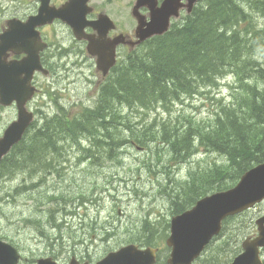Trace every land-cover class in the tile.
<instances>
[{
	"label": "rangeland",
	"instance_id": "rangeland-1",
	"mask_svg": "<svg viewBox=\"0 0 264 264\" xmlns=\"http://www.w3.org/2000/svg\"><path fill=\"white\" fill-rule=\"evenodd\" d=\"M4 6L3 17H7L11 14L10 5ZM254 16L258 28L262 29L264 15L254 13ZM257 56L264 63V55L259 53ZM67 69L58 71L57 79H50L49 88L44 89H49V92L38 96L36 105L42 111L37 119H43V112L49 114V118L56 116L61 106L73 117L81 114L82 109L96 105L100 90H94L96 68L93 63L80 62V66L68 65ZM234 81L231 75L226 76L218 86L203 87L193 97L184 96L180 102L164 109L159 106L156 110L117 107V111L124 116L118 119V127L123 122L133 129L150 131L153 142L147 144L151 139L143 138L142 143L138 137L133 140L130 132L121 127L119 134L127 143L118 151L110 152L108 147L96 150L94 161L97 164L101 161L99 166L80 162L78 156L83 160L87 154L79 155V147H73L75 151H71L68 162L70 167L51 170V177L40 187L37 177L42 180L45 173L30 175L28 170L31 166L24 171L15 170L11 176H2L0 239L18 248L23 256L20 264H36L37 259L54 255L65 262L74 250L79 255L87 248L92 259L98 260L106 250L121 242H136L137 238H143L145 220L152 222L149 228L157 236L154 240L156 245L165 244L170 234L168 224L173 217L174 202L183 200L188 192L184 186L190 179L189 170H197L201 177L211 168L228 162L219 153L206 152L203 146L188 160L170 169L171 153L154 136H162L163 125H170L171 130L176 126L184 127L189 122L198 128L205 127L201 129L213 126L219 104L232 103ZM46 82L42 78L40 85ZM15 114L13 109H0L1 136ZM45 118H48L47 115ZM107 131L112 132L109 128ZM83 137L82 144L86 148H92L90 142L95 140L99 146L109 142L104 134H96V137L86 134ZM129 140H132L131 143ZM22 186H31V191L18 194L17 190ZM167 188L170 193L166 192ZM53 195L59 197L49 200L48 197ZM61 196L65 199L60 200ZM262 215L264 202L229 220L202 262L206 263L208 258L211 260L213 255H218L221 260L236 257L242 252L241 244L245 238L256 235V220ZM227 242L228 252L221 257Z\"/></svg>",
	"mask_w": 264,
	"mask_h": 264
},
{
	"label": "trees",
	"instance_id": "trees-1",
	"mask_svg": "<svg viewBox=\"0 0 264 264\" xmlns=\"http://www.w3.org/2000/svg\"><path fill=\"white\" fill-rule=\"evenodd\" d=\"M205 2L195 7L183 21L174 23L167 34L154 37L140 53L131 55L127 62L117 66L101 88L94 107L84 108L74 117H68L67 111L60 108V115L34 127L32 135L25 137L15 147L13 155L7 157L1 173L6 171L11 176L15 170L24 171L31 165L33 174L50 175L51 170L60 166L54 164L53 159L62 158L64 148L82 147L83 133L107 134L109 142H105L106 145L97 146L93 142L90 145L92 148L97 146V150L108 147L110 152L118 151L127 143L119 134L121 127L130 132L133 140L138 137L142 143L143 138L151 139L147 144L153 142L150 131L133 129L123 122L118 127V119L123 113H119L117 107L168 108L184 96L193 97L203 87L218 86L219 81L229 75L235 79L233 100L230 105L219 104L213 126L201 129L205 127L198 128L189 122L171 130L170 125H163L162 136H154L171 153L170 169L188 160L203 146L206 152L219 153L228 162L211 168L201 177L197 170H189L190 179L184 186L188 192L183 200L174 202L172 215L190 209L214 191L233 187L246 171L263 163L264 63L257 54L264 55V27L258 28L254 13L264 15V0ZM109 118L112 122H107ZM108 128L112 132H108ZM182 128L186 129L181 131ZM85 149L83 151L92 150ZM37 181L40 183L43 179L40 177ZM31 186L19 187L17 193L31 191ZM166 192L170 193L168 188ZM64 199V196L60 197V200ZM143 225L144 237L135 241L155 245L157 236L149 228L152 222L145 220ZM222 262L224 260L218 255H213L202 264Z\"/></svg>",
	"mask_w": 264,
	"mask_h": 264
},
{
	"label": "water",
	"instance_id": "water-1",
	"mask_svg": "<svg viewBox=\"0 0 264 264\" xmlns=\"http://www.w3.org/2000/svg\"><path fill=\"white\" fill-rule=\"evenodd\" d=\"M156 0H138L135 6V16L138 21V43H143L155 36H163L169 32L172 19L181 17V10L186 9L191 14L200 0H165L158 7ZM145 3V4H144ZM75 4H67L55 11L43 4L40 15L36 19L52 21L60 17L74 30L78 39H89V53L97 59V69L106 76L116 64L114 47L111 51L102 46L112 47L109 42L87 37L84 33L85 25L78 17L70 15V9ZM150 10V21L140 17L138 10L141 7ZM44 21L43 23H45ZM10 29L0 37V105L4 107L17 104L18 119L13 122L0 139V162L22 139L33 121V114L28 112L26 105L35 96L37 89L32 81L36 72L43 70L40 64V50L35 48L28 52L22 62H7V52L12 50L14 41L22 37L21 33L14 34L12 22ZM264 201V162L251 168L240 179L238 184L223 192L208 195L199 200L196 205L171 219V235L167 245L172 249L169 264H193L200 257L210 243L218 237L223 229V222L236 215L252 209ZM258 235L247 237L242 242L243 253L230 264H263L260 250L264 248V216L256 221ZM156 250L140 251L137 246H128L118 252L108 254L97 264H154ZM21 255L11 244L0 240V264H19ZM37 264H57L53 259H39ZM74 264V262H71Z\"/></svg>",
	"mask_w": 264,
	"mask_h": 264
},
{
	"label": "flooded vegetation",
	"instance_id": "flooded-vegetation-1",
	"mask_svg": "<svg viewBox=\"0 0 264 264\" xmlns=\"http://www.w3.org/2000/svg\"><path fill=\"white\" fill-rule=\"evenodd\" d=\"M164 2L165 0H156L155 4L160 7ZM4 4H9L11 9V14L7 17H3V11L6 7ZM43 4H48V9L53 11L62 9L67 4H75L70 9V15L78 17L81 23L85 25L84 33L87 37L96 40L100 39L101 46L103 43L107 44L110 42L112 44V47H106L105 45L102 47L109 51L114 47V53L117 59L116 66L127 62L131 55L140 53L146 44V42L138 43V21L135 16V6L138 4V0H0V37L10 29V22H12L14 34H22L20 39L14 41L12 50L7 52V62H22L29 56L28 52L23 51L24 49L32 52L37 48L40 50V64L43 70L48 71V74L38 71L33 77L32 85L37 88V94L34 99L27 103L26 109L33 112L36 117H38V114L42 111L41 109L39 110V107L36 105L38 96L42 92L46 94L49 92V89L48 91L44 89L49 88L50 79L53 81L57 79L58 71L63 68L64 70L72 69H67L68 65L80 66V62L85 64L87 61H91L96 68L94 72L96 80L94 82V90L96 92L100 90L101 85L112 75L111 71V75L105 78L100 71H97V59L93 58L88 51L89 39H78L73 28L62 18L54 17L51 22L43 18H35L40 15V9ZM198 4H204V2L201 0ZM138 13L140 17H143L146 21H150V10L148 7L144 6L139 8ZM185 14L186 10L183 9L181 20ZM44 21L46 22L43 23ZM76 58L79 59L75 61ZM42 78L47 81L45 85H40ZM0 109H13L16 114L12 122L17 120L18 108L16 103H13L9 107L0 105ZM45 115H47L48 118H45ZM41 116L43 118L42 122L49 119V114H45L44 112ZM40 122L36 120L26 131L24 138L31 136L35 131L34 127H40V125L37 124ZM107 122L112 121L109 118ZM2 136L0 134V138ZM83 149V147H79L77 151L79 155L87 154V158L84 156L83 160H81L78 156V160L80 162H90L91 165L97 164V162L94 161L96 157L94 154L97 150L96 147L90 152L83 151ZM14 150L15 147L10 152V157L13 155ZM6 159L7 157L0 163V178H2L1 168ZM69 161L70 158H67L65 155L62 158L57 157L55 160L53 159L54 164L57 163L61 167H69ZM100 163L101 161L99 164ZM31 169L32 168H30L28 172L30 175H33ZM81 244H84V242ZM131 245H137L140 250H145L146 248L156 249V261L154 264H168L171 249L166 245V242L165 244L161 243L159 246H146L137 241H126L121 242L118 246L110 250H106L103 255L99 256L98 260L92 259L91 252H89L88 248L79 255L77 251L74 250L69 257L70 259H66L65 262H62L59 257H57L56 260L60 264H69V261L75 258L76 264H96L109 253ZM260 254L264 264V248L261 249ZM194 264H199V262L196 261Z\"/></svg>",
	"mask_w": 264,
	"mask_h": 264
},
{
	"label": "bare ground",
	"instance_id": "bare-ground-1",
	"mask_svg": "<svg viewBox=\"0 0 264 264\" xmlns=\"http://www.w3.org/2000/svg\"><path fill=\"white\" fill-rule=\"evenodd\" d=\"M169 31H170V30H169ZM167 33H168V32H167ZM167 33H166V34H167ZM164 35H165V34H164ZM195 75H196V74H195ZM219 82H220V81H219ZM88 107H91V106H88ZM86 134L89 135V136L96 137V135H90V134H88V133H83L82 136H84V135H86ZM103 134H104V133H103ZM104 135L107 136V134H104ZM57 139H58V136H57ZM59 139H60V138H59ZM59 139H58V140H59ZM79 140H80V139H79ZM80 141H81V140H80ZM94 144L97 145V146H99V142H98L97 140H95ZM97 146H96V147H97ZM55 152H56V151H55ZM29 166H31V165H29ZM58 168H61V166H59ZM51 174H52V173H50V175H47V174L44 175V176L42 177L43 181H41L40 183H37V184H39L38 187H40L42 183L44 184L45 182H47V181H48V178L51 177ZM37 179H40V177L37 178ZM53 197L58 198L59 196H58V195L50 196V198H51L50 200H52ZM55 198H54V199H55ZM48 199H49V197H48Z\"/></svg>",
	"mask_w": 264,
	"mask_h": 264
}]
</instances>
